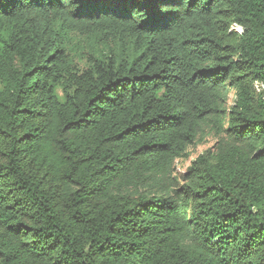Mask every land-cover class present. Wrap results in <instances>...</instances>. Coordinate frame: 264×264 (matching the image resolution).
Returning <instances> with one entry per match:
<instances>
[{
  "label": "trees",
  "instance_id": "obj_1",
  "mask_svg": "<svg viewBox=\"0 0 264 264\" xmlns=\"http://www.w3.org/2000/svg\"><path fill=\"white\" fill-rule=\"evenodd\" d=\"M0 264H264V0H0Z\"/></svg>",
  "mask_w": 264,
  "mask_h": 264
},
{
  "label": "rangeland",
  "instance_id": "obj_2",
  "mask_svg": "<svg viewBox=\"0 0 264 264\" xmlns=\"http://www.w3.org/2000/svg\"><path fill=\"white\" fill-rule=\"evenodd\" d=\"M223 103L226 107L232 104V93H224ZM217 139L218 136L214 132L206 131L202 133L197 142L188 147L187 156L178 158L175 161L173 174L178 178L179 182H184L186 172L191 162L205 150L213 148Z\"/></svg>",
  "mask_w": 264,
  "mask_h": 264
},
{
  "label": "built area",
  "instance_id": "obj_3",
  "mask_svg": "<svg viewBox=\"0 0 264 264\" xmlns=\"http://www.w3.org/2000/svg\"><path fill=\"white\" fill-rule=\"evenodd\" d=\"M232 29L240 33L243 31L239 26H233ZM256 87H260V84L256 83Z\"/></svg>",
  "mask_w": 264,
  "mask_h": 264
}]
</instances>
